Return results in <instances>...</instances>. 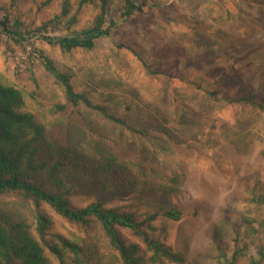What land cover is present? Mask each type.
Listing matches in <instances>:
<instances>
[{"label": "rangeland", "instance_id": "obj_1", "mask_svg": "<svg viewBox=\"0 0 264 264\" xmlns=\"http://www.w3.org/2000/svg\"><path fill=\"white\" fill-rule=\"evenodd\" d=\"M45 1L0 0V19L6 15L11 27L18 20L30 32L21 44L0 28V80L23 92L26 111L47 112L54 104H65L63 112L47 118L62 122L72 134L83 128L118 161L131 162L137 181L151 171L185 176L180 192L166 195L152 190L131 194L113 174L104 180L113 191L75 195L71 202L83 207L100 200L108 207L135 211L140 220L148 212H159L151 222L154 234L183 253L184 264H217L216 244L232 246L231 230L241 225L243 215L254 217L256 240L263 241L264 210L251 202V193L264 191V109L228 103L222 96L250 92L264 103V0H138L140 9L116 34L96 40L92 50L70 52L48 44L43 36L90 26L98 7L92 2L78 8V0ZM65 5L69 13L63 19L75 17L69 28L64 21L37 30ZM119 17L120 3L113 0L106 23ZM32 46L69 73L76 90L145 135L131 134L95 111L65 102ZM124 46L138 52L153 73ZM105 79L114 81L110 89L102 87ZM94 189L95 182L81 188ZM171 207L181 211L179 220L162 215ZM44 209L54 221L53 232L70 239L86 235ZM248 252H255L253 245ZM48 257L50 264H57ZM237 264H248L247 254Z\"/></svg>", "mask_w": 264, "mask_h": 264}, {"label": "trees", "instance_id": "obj_2", "mask_svg": "<svg viewBox=\"0 0 264 264\" xmlns=\"http://www.w3.org/2000/svg\"><path fill=\"white\" fill-rule=\"evenodd\" d=\"M52 0H46L45 4ZM113 0H78V8L94 2L98 14L90 26L79 31H69L60 36H43L50 45L63 52L74 49L92 50L96 40L108 38L119 31L122 23L140 9L138 0H117L120 3V20L110 19L106 13ZM68 8L44 21L37 30L46 31L64 21L67 28L75 17H69ZM0 28L7 37L17 43L26 40L29 31L21 29V22L9 25L5 15ZM26 32V33H25ZM141 62L148 73L152 70L142 56L129 46H124ZM39 63L52 75L61 87L65 102L95 111L102 118L118 124L131 134L143 136L144 130L134 128L125 118L115 115L102 103L94 102L83 91L76 90L69 73L60 71L52 58L32 46ZM112 79H105L102 87L110 89ZM199 87V85H196ZM209 94L208 90H205ZM228 103L241 102L264 109L263 101L252 93L238 98L222 96ZM25 96L18 88L0 80V264H50L51 255L57 264H184L183 253L172 249L159 239L152 225L158 213L148 212L139 219L135 211L122 206H105L100 200H92L83 207L75 206V195L111 192L113 186L104 181L115 174L129 193L147 190L178 194L184 184L181 173L172 175L151 171L143 181H137L131 162L118 161L106 147L89 139L83 128L79 134L62 127L47 115L65 110V104L57 103L44 110L26 111ZM63 128V131H59ZM43 155L53 159L50 162ZM95 182L97 189L81 190ZM251 202L264 210V191L252 192ZM44 206L52 209L66 222L81 228L85 236L70 239L53 232L54 221ZM177 221L180 210L171 207L161 212ZM240 226L234 225L231 245L216 244L217 264H237L238 258L247 254L248 264H264V240H256L254 217L243 215ZM255 252H248L250 246Z\"/></svg>", "mask_w": 264, "mask_h": 264}]
</instances>
